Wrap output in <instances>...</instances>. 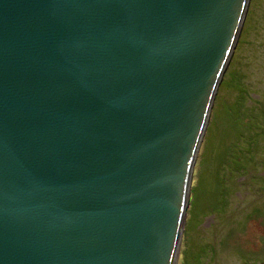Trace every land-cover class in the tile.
<instances>
[{"label":"water","instance_id":"95a60500","mask_svg":"<svg viewBox=\"0 0 264 264\" xmlns=\"http://www.w3.org/2000/svg\"><path fill=\"white\" fill-rule=\"evenodd\" d=\"M247 0H0V264H174Z\"/></svg>","mask_w":264,"mask_h":264},{"label":"rangeland","instance_id":"374dc122","mask_svg":"<svg viewBox=\"0 0 264 264\" xmlns=\"http://www.w3.org/2000/svg\"><path fill=\"white\" fill-rule=\"evenodd\" d=\"M263 114L264 0H247L193 166L174 264H264ZM252 136V160L224 170L227 152L248 151Z\"/></svg>","mask_w":264,"mask_h":264},{"label":"trees","instance_id":"16d2710c","mask_svg":"<svg viewBox=\"0 0 264 264\" xmlns=\"http://www.w3.org/2000/svg\"><path fill=\"white\" fill-rule=\"evenodd\" d=\"M249 102H250V105L248 104L246 106H249V108H251V111H254L256 109V106L258 105L259 101L256 99L250 98ZM262 117L264 118V114ZM246 127H248V126H246ZM252 139H253L252 141H249V148H248V146L246 147V148H248V151L243 152L240 150H236V151L231 153V151L229 150L227 152V159L226 158L223 159L222 168L224 170L227 168V166H233V167L236 166V167H239V169L243 170L240 166L243 167L244 163H246L247 161L250 162L252 160L251 156H249V155H250V152H252V150H253V145L256 146V142H257V140L255 139L254 136H252ZM250 140H251V138H250ZM222 181H225V178L223 175H222ZM222 195L226 196V195H224V193Z\"/></svg>","mask_w":264,"mask_h":264},{"label":"bare ground","instance_id":"6f19581e","mask_svg":"<svg viewBox=\"0 0 264 264\" xmlns=\"http://www.w3.org/2000/svg\"><path fill=\"white\" fill-rule=\"evenodd\" d=\"M187 203L189 204V199H188V202ZM179 247H180V245H179ZM179 247H178V250H179Z\"/></svg>","mask_w":264,"mask_h":264}]
</instances>
